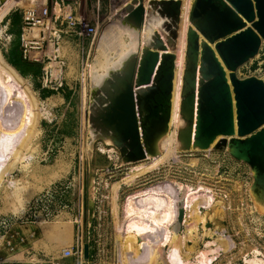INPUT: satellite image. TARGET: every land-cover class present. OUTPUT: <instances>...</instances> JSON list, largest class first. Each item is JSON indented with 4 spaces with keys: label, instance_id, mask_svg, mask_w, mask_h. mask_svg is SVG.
I'll use <instances>...</instances> for the list:
<instances>
[{
    "label": "rangeland",
    "instance_id": "obj_1",
    "mask_svg": "<svg viewBox=\"0 0 264 264\" xmlns=\"http://www.w3.org/2000/svg\"><path fill=\"white\" fill-rule=\"evenodd\" d=\"M132 1L0 0V163L6 160L4 135L18 138L30 126L26 118L31 115L34 121L22 160L5 176L0 188V219L9 220L2 221L0 227V264L15 260L152 264L154 249L167 258L170 248L161 243L163 230L132 238L135 233L128 228L127 205L131 196L158 186L169 192L173 189L181 199L179 185L211 188L222 211L215 216V211L209 210L205 227L204 223L198 225L193 239L189 230L194 229V223L189 220L184 224L183 217L180 225L177 218L176 244L183 254L194 245L204 254L213 249L216 253L207 254L213 258L210 264H246L244 259L252 257L254 248L264 255V207L254 195L247 164L233 159L226 150L177 155L175 138L170 161L159 162L158 167L129 182L126 180L141 170L138 164H124L119 149L95 128L92 116L98 99L104 96L101 80L105 69L118 60L117 51H126L131 42L128 32L139 33L125 22L124 6ZM145 1L153 6L152 0ZM30 9L36 11L41 23L24 30L26 41L19 44L27 51L25 66H32L25 72V67L17 70L8 63L10 49L18 41L10 35L5 16L11 10L24 14ZM147 15L151 19L158 12L151 9ZM6 75L11 77L7 84L3 81ZM237 76L264 79V44L259 56L242 66ZM53 87L65 92L66 102L41 96L43 90ZM20 92L28 94L27 103L21 101ZM86 244L88 260L84 259ZM71 249L82 254L64 257ZM197 260L194 252L187 264H200Z\"/></svg>",
    "mask_w": 264,
    "mask_h": 264
},
{
    "label": "water",
    "instance_id": "obj_2",
    "mask_svg": "<svg viewBox=\"0 0 264 264\" xmlns=\"http://www.w3.org/2000/svg\"><path fill=\"white\" fill-rule=\"evenodd\" d=\"M144 1L133 0L125 8V22L141 33L147 18ZM152 5L163 7L155 16L164 20L177 21L181 13L180 1ZM189 22L180 150H226L247 164L254 195L264 207V79L237 76L264 44V0H194ZM172 46L156 32L153 44L138 49L101 87L104 96L92 121L119 149L124 164L158 156L168 133L176 69ZM183 217L181 211L180 222ZM84 259H89L88 244Z\"/></svg>",
    "mask_w": 264,
    "mask_h": 264
},
{
    "label": "bare ground",
    "instance_id": "obj_3",
    "mask_svg": "<svg viewBox=\"0 0 264 264\" xmlns=\"http://www.w3.org/2000/svg\"><path fill=\"white\" fill-rule=\"evenodd\" d=\"M152 1H162V0H152ZM166 1H171V0H166ZM172 1L181 2V7H180L181 13L178 16L177 21L164 20L160 16H155V15L154 17H151V19H148L149 15H147L143 32L142 33L141 32L136 33L135 31L128 32L131 42L127 45L126 51L124 52H120L121 50L117 51L118 54L116 56V60L117 59L118 60L114 62L111 66H110L111 63L107 65V68L105 69L106 71L104 72L102 76L103 78L101 80V84H104L109 78H111L114 72L121 71L125 62L136 52L137 49L140 48L142 49L143 46L144 48L147 46H151L154 42L156 32H159L163 36L166 42L171 41V43L173 44V46L169 48V53H174L176 55V69H175V79H174V91L172 98L171 119L169 121V130L167 135L163 138V140L159 144L158 156L155 157L148 156L147 159L143 161L137 163H131V164H138L137 168L141 170L139 171V173L132 175L131 178H128L126 180V181L130 180L129 182H133L136 178L143 175L144 173L152 169H155L156 167H158L159 162L170 161L172 159L171 157H173L174 154L172 148L174 146L175 138H176V151H177L175 152V154L177 155L190 153V152H197V151L207 152V151H199V150H190V151L180 150L178 132L179 130L185 127V120L182 118L180 114V106L183 100L181 93L184 82V74L187 68L186 29L188 31V28L192 26L189 21H188L189 22L188 25L187 23L184 24V22L186 21L187 14L192 7L191 5L193 0H172ZM129 4L127 3L124 6V8H126L127 5ZM138 6L139 4H135L134 8H137ZM144 7L147 13H149L151 9H154L156 11H161L163 9L162 6H156V5L150 6L146 3V1H144ZM185 37H186V47L184 45ZM138 46L139 48H137ZM184 47H185V55H184ZM9 78L11 77L9 75H6L3 81L7 84L9 83V80L11 81V79ZM11 92L12 91H10V93ZM19 95L21 101L27 103L29 97L27 96L28 97L27 98L26 95L28 94L24 92H20ZM178 115H179V120L177 119ZM26 116L27 114H25V117ZM26 121L29 122L30 126L26 128L25 132L23 131L24 132L23 135L17 136L18 138H16V135L14 134L4 135V139L2 140L4 141L2 147L3 150L2 153L6 154L5 161H7V159L8 161L6 163H4L5 161L0 163V188L2 187L3 183L6 181L4 179L5 176L10 175L14 166L16 167L18 161L20 159L22 160V157L24 155L23 151L26 149L28 142L32 138L31 128L34 121L31 115L28 116V118H26ZM25 122L23 124H25ZM25 125H23V127ZM176 132H177V136H176ZM0 141H1V137H0ZM150 159H152L153 161L152 163L147 165V161ZM117 185L118 183L116 184V186L114 185V189H113L114 205L117 198L116 194H118L116 190L118 189ZM178 188L181 192H183V197L181 196V199L180 198L178 199L176 197V194H174L175 191L173 189L172 190L174 191V193L172 190L171 192H169L166 189L164 190L163 187L161 186L154 187L149 190L146 189L145 191L143 192L141 191V193L139 194L137 193V195H133L128 199L127 216L130 217L128 228L135 233V236H133L132 238H136L139 235H146L148 233L156 235L157 232H159V230H163L164 238H162L161 243L166 245V247L169 246L170 250L168 252L167 258H165L166 256L163 257L159 253H156L157 251L154 249L150 261L152 262V264H187L190 255L194 252H197L198 254L197 261L200 264H205V263L210 264L212 263L213 258L208 257L207 254L213 253L215 251L213 249L209 250V253H206L207 250L206 252L204 250L205 252L204 254L202 251L199 252L196 251V245H194L193 247L190 248L188 254H183L181 247L176 244V238H177L176 231L178 230V228H176L175 224L177 218H179L178 215H180V212L183 211L185 217L184 224L187 225L188 221L190 220L195 225L194 229L192 228L189 230L190 238L193 239L195 237L194 235L196 233L195 231L197 229V226L200 225L201 223H204L203 227H205L204 226L206 220L205 216L208 214L209 210L210 211L214 210L215 216H219L222 214V211L220 209L221 203L218 202L216 194L211 188L204 187L201 185L197 187H192V186L186 187L179 185ZM137 200H139V202H137ZM202 209L204 210L203 212L201 211ZM179 223L181 225L182 222ZM148 243L149 242H147V245ZM223 243H225V241ZM141 246L142 243H139L138 247ZM252 252H253L252 257L247 256L246 259H244L246 264H264V255L262 254V252H260L257 248H254ZM206 255L207 257H205ZM260 256H262V258H260Z\"/></svg>",
    "mask_w": 264,
    "mask_h": 264
},
{
    "label": "trees",
    "instance_id": "obj_4",
    "mask_svg": "<svg viewBox=\"0 0 264 264\" xmlns=\"http://www.w3.org/2000/svg\"><path fill=\"white\" fill-rule=\"evenodd\" d=\"M10 19H11L12 27L9 30V33L10 35H14L16 37L18 44L13 48L11 47L10 52L8 54V63L17 70H20L25 67L23 69L25 72L30 71L32 69V66L29 65L25 66L26 62L25 59L23 58V53H22L23 51L20 49L22 45L19 46L21 42V37L23 34V26H24L22 13L20 14L18 11H16L11 15ZM52 93L53 91L43 90L41 92V96L44 95L45 98H48Z\"/></svg>",
    "mask_w": 264,
    "mask_h": 264
},
{
    "label": "built area",
    "instance_id": "obj_5",
    "mask_svg": "<svg viewBox=\"0 0 264 264\" xmlns=\"http://www.w3.org/2000/svg\"><path fill=\"white\" fill-rule=\"evenodd\" d=\"M47 14V10H45V15ZM70 15V13H69ZM23 17V30H27V29H34L35 27H38L37 25H39L41 23V21H39V17L36 15V11L34 9H30L28 12H25L24 14H22ZM61 24H63V22H61ZM21 41L22 43L25 42V38L23 39V34L21 37ZM23 46H26L25 44H23ZM27 51H23V58L26 60L27 59V55H26ZM61 87V86H60ZM82 252H80L78 249H71V250H66L64 252V257L69 258V257H74V256H78L81 255Z\"/></svg>",
    "mask_w": 264,
    "mask_h": 264
},
{
    "label": "crops",
    "instance_id": "obj_6",
    "mask_svg": "<svg viewBox=\"0 0 264 264\" xmlns=\"http://www.w3.org/2000/svg\"><path fill=\"white\" fill-rule=\"evenodd\" d=\"M17 10H11L6 16H5V18H7V22H6V25L8 26V29L10 30L11 29V27H12V24H11V15L14 13V12H16ZM20 14L22 13V12H19ZM23 35H24V30H23ZM11 36H14V35H11ZM59 89V87H53L52 88V90L51 91H53V93L47 98V99H52V98H60L59 100H61V98H62V100H64L65 102H66V100H65V95H64V93H61V91L60 90H58ZM2 221H4V222H6V221H9L8 219L6 220V219H2ZM1 221V219H0V227H1V224L3 223ZM32 263V264H36V263H34V262H32V261H30V260H15V261H13V263ZM52 264H59V263H52Z\"/></svg>",
    "mask_w": 264,
    "mask_h": 264
}]
</instances>
